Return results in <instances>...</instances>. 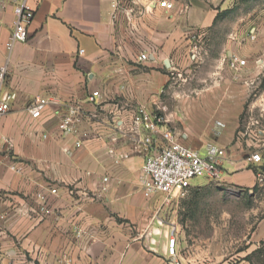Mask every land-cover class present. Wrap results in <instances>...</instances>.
<instances>
[{
	"label": "crops",
	"instance_id": "0c3cea01",
	"mask_svg": "<svg viewBox=\"0 0 264 264\" xmlns=\"http://www.w3.org/2000/svg\"><path fill=\"white\" fill-rule=\"evenodd\" d=\"M0 1L3 44L14 15L11 2ZM28 3L27 42L10 53L0 45V65L6 61L9 70L5 89L17 94L0 123V264H166V230L158 223L167 221L181 263L193 264L197 252L184 249L192 240L195 206L188 197L165 203L162 195L144 196L146 155L136 140L146 132L132 131L135 111L163 117L189 148L213 143L224 149L222 181L191 185L190 193L208 186L261 187L255 176L260 165L248 158L264 151V131L250 129V121L264 122V11L255 9L230 27L212 12L197 16L192 0L176 2L170 12L155 0H138L137 7L153 8L132 23L119 13L112 19L114 0ZM141 53L145 62L137 61ZM230 54L247 61L238 73L224 60ZM93 91L102 95L95 108L86 101ZM35 97L56 103L38 122L26 110ZM74 102L82 108L80 134L62 138L57 123ZM152 138L155 153L162 140ZM76 141L82 145L75 147ZM109 148L129 158L114 164ZM50 188L57 194L49 196L50 213L42 218L34 209L36 195ZM262 241L264 222L237 252L240 264H249L242 259Z\"/></svg>",
	"mask_w": 264,
	"mask_h": 264
},
{
	"label": "built area",
	"instance_id": "2783aa9c",
	"mask_svg": "<svg viewBox=\"0 0 264 264\" xmlns=\"http://www.w3.org/2000/svg\"><path fill=\"white\" fill-rule=\"evenodd\" d=\"M12 4L14 15L13 28L6 41H0L5 51L10 53L16 44L27 42V27L33 18V9L30 7L28 0H9ZM138 0H114L112 4V19L116 20L118 13L122 15L127 23H132L135 19L141 18L144 14L150 12L153 5L140 4L137 7ZM154 1V0H152ZM156 6L166 12L174 10L175 3L180 0H155ZM3 3V1H0ZM137 7V8H136ZM186 7L183 8L185 10ZM182 10V12H183ZM84 50L78 51V55H82ZM148 56L141 53L137 57L138 62H145ZM228 68L238 73L243 69L247 61L236 54H230L225 59ZM9 73L8 63L0 65V123L13 108V104L17 99V94L5 89V82ZM99 91H93L87 96V103L94 108L101 99ZM55 101L50 98L35 97L27 105V113L31 121L38 122L43 117L46 108L49 105H55ZM82 119V108L79 103H70L67 105L65 113L60 117L57 123V131L59 136L75 137L80 134L79 125ZM140 127L146 134L136 140L140 145L141 151L145 152L146 158L141 168L140 184L143 194L146 198L159 194L165 198V203H169L173 198H185L191 189V180L197 177H205L211 181L219 183L222 181L221 161L225 157L224 149L213 143L205 144L204 148L194 150L183 145L176 139L174 133L165 127V119L156 113H147L141 107L135 111L133 120V128ZM159 135L162 140L161 150L152 153L150 147L153 144V136ZM43 139L47 138L46 134L42 135ZM115 140V139H114ZM3 142L10 146L9 141ZM81 141L75 142V147H80ZM108 154L114 164H119L123 160H127V153L118 154L115 148H109ZM248 161L254 165H261L263 162L259 152L251 153ZM11 169L17 173L22 172L21 166L12 165ZM257 184L264 183V175L258 170L255 173ZM108 182L107 177L102 178V183ZM103 191L105 188L102 189ZM57 190L50 188L48 193H38L36 195L35 212L44 217L50 213L49 196H55ZM161 225V223H158ZM165 232L166 252L165 261L167 264H182L177 250V237L174 227L170 225Z\"/></svg>",
	"mask_w": 264,
	"mask_h": 264
},
{
	"label": "rangeland",
	"instance_id": "374dc122",
	"mask_svg": "<svg viewBox=\"0 0 264 264\" xmlns=\"http://www.w3.org/2000/svg\"><path fill=\"white\" fill-rule=\"evenodd\" d=\"M190 6L197 12V16L212 12L216 22H225L231 27L255 9L264 11V0H192ZM247 116V113L242 116L243 126H246L244 119ZM250 123L251 130L260 128L264 131V122L255 119ZM242 125L239 130L244 131ZM261 155L263 162L260 167L264 168L263 150ZM205 182L216 183L205 177H197L191 180V185ZM209 187L187 195L191 203L195 204L196 215L191 230L192 240L184 250L191 247L193 252H197L193 264H240L237 252L245 248L247 239L258 223L264 222V183L250 192L222 186ZM165 224L158 225V229L167 231L170 222ZM154 244L150 242V247H154Z\"/></svg>",
	"mask_w": 264,
	"mask_h": 264
},
{
	"label": "trees",
	"instance_id": "16d2710c",
	"mask_svg": "<svg viewBox=\"0 0 264 264\" xmlns=\"http://www.w3.org/2000/svg\"><path fill=\"white\" fill-rule=\"evenodd\" d=\"M258 170L262 171L264 175V168L260 167V169L255 170V173ZM254 189H256V187ZM189 193H190V190H189ZM192 206H195L194 202ZM242 260L248 262L249 264H264V241H262L254 251H252L249 255H247Z\"/></svg>",
	"mask_w": 264,
	"mask_h": 264
}]
</instances>
